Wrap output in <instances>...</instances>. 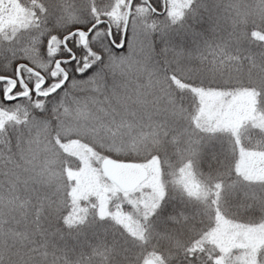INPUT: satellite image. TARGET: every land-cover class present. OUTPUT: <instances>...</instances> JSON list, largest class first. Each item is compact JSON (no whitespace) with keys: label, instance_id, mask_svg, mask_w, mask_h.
<instances>
[{"label":"trees","instance_id":"obj_1","mask_svg":"<svg viewBox=\"0 0 264 264\" xmlns=\"http://www.w3.org/2000/svg\"><path fill=\"white\" fill-rule=\"evenodd\" d=\"M147 1L153 7L160 0L142 1L144 37L133 40L132 14L121 49L111 39L121 40L123 25H112L111 36L97 25L85 48L69 35L108 17L101 10L107 1L96 19L80 3L58 8L44 25L0 31V76L15 80L14 91L41 75L47 83L58 58L67 75L47 95L13 100L4 98L10 81L0 80V264H139L152 249L165 251L170 264L210 263L194 247L214 226L215 211L207 198L173 185L183 166L217 192L225 218L264 220V182L244 179L234 166L239 147L264 151V128L245 122L236 133L205 132L195 125L192 90L250 89L264 117V0H190L175 18L170 7L158 14ZM86 53L92 59L82 62ZM72 142L98 160L157 158L170 185L140 236L109 218L82 221V211H71L77 197L70 171L81 170L66 150Z\"/></svg>","mask_w":264,"mask_h":264},{"label":"rangeland","instance_id":"obj_2","mask_svg":"<svg viewBox=\"0 0 264 264\" xmlns=\"http://www.w3.org/2000/svg\"><path fill=\"white\" fill-rule=\"evenodd\" d=\"M77 1L0 0V31L7 27L23 29L28 27V25L37 27L44 25L54 16V11L58 8L67 10L70 7V9H74L80 3L83 4L84 8L87 6L92 8L93 19H96L97 16L94 14L97 11L96 7L107 1L109 7H101V10L105 11L102 13L105 14L104 16H108L103 19L110 26L113 25L118 30L121 25H124L125 15L129 13L128 18H130L133 14L131 18L134 31L133 40L137 39V36L144 37L145 18L141 17V15L146 8L145 4L142 3L143 0H79V3ZM130 2L131 4L129 5ZM188 2L190 0H160L153 6V10L161 14V11L163 12V10H167V7H170L169 12L173 9L172 17L175 18ZM74 34L77 41L76 44L81 47L85 48L90 42L89 35L81 32H75ZM259 38L264 41V34L260 35ZM51 44L52 42L50 41L49 45ZM114 44L117 47L121 46L120 38L116 39ZM91 55L92 53H86L81 61L83 62L85 59L91 60ZM54 63L50 70L46 71L48 75L47 83L44 82L43 84L40 79H33L34 81L31 79V93H35V88L39 86L37 91L44 95L56 85L61 84L64 78L63 68H61L62 64L60 63V66H58ZM5 86L4 91L10 92L13 83L10 82ZM25 90L27 88H24L23 91L20 89L13 91V93L4 96V98L10 100L11 97L17 94H23L26 92ZM192 90L196 99L195 125L207 130L205 132L214 133L228 130L236 133L235 130L238 132L239 126L245 122H251V124L264 128V117L258 107L257 93L254 91L250 89L207 91V89L200 88ZM163 133L166 132L163 131ZM66 150L76 157V162L80 164L79 169H81L70 171V176L73 178L71 195L77 197L76 201H72L71 211H82L83 213L78 216L82 218V221L88 216L109 218L120 224L132 236H140L143 229L142 221L151 215L156 210V207L162 203L164 196L168 193V185H170V183L165 185L166 178L162 173L157 158L149 157L148 161L141 162L147 168L146 179L136 189L124 192L103 175L100 168L102 159L98 160L93 155L91 156V152L83 145L72 142L66 147ZM234 166L236 173L244 179L264 182V151H251L250 149L239 147ZM193 174L191 168L187 166L181 167L178 173L173 175L175 177L173 185L186 196L200 199L207 198L209 205L215 211L214 226L201 240L200 246H202L198 247L199 245H196L194 249L198 250L201 257L208 255L209 259L210 257L212 258L208 264H264V220L255 224H244L225 218L220 212L219 205H217V192L215 191L212 194L211 191L204 190L199 179ZM210 183L212 186L215 185V183ZM78 217L70 222L78 220ZM89 234L96 233L92 232ZM146 246L152 247L148 243ZM158 251L152 249L146 253L142 252V255L139 256V264L149 257L160 264H167L165 251L164 254H159ZM168 264H170V261Z\"/></svg>","mask_w":264,"mask_h":264},{"label":"water","instance_id":"obj_3","mask_svg":"<svg viewBox=\"0 0 264 264\" xmlns=\"http://www.w3.org/2000/svg\"><path fill=\"white\" fill-rule=\"evenodd\" d=\"M130 4L131 3H129V5ZM94 25L96 24H93L87 31L81 30V33L85 35H89ZM125 29H126V26L124 27V30ZM123 42H124V35L122 37V45H123ZM56 64L57 65L59 64V60H56ZM0 80L1 81L9 80L15 83L14 79L7 78V77L0 76ZM65 80L66 79H63L61 84H59V86H57L55 89L60 87L64 83ZM38 88L39 87L35 88L36 93H37ZM27 91L28 92H26L25 94L19 95L16 98L29 94L30 90H27ZM9 93L10 92H7L6 95H8ZM101 170L108 179L114 182L123 191H130V190L135 189L147 177L146 168L142 166L141 164L139 165V163L137 162H124V161H118V160L106 158L102 160L101 162ZM143 264H158V263L153 258H148L146 261H144Z\"/></svg>","mask_w":264,"mask_h":264}]
</instances>
